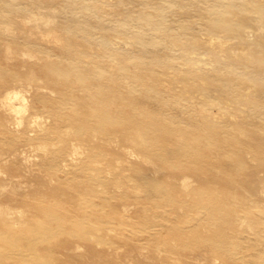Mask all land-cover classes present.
<instances>
[{"label": "bare ground", "instance_id": "bare-ground-1", "mask_svg": "<svg viewBox=\"0 0 264 264\" xmlns=\"http://www.w3.org/2000/svg\"><path fill=\"white\" fill-rule=\"evenodd\" d=\"M7 2L14 4L13 0H5L4 4L14 13L15 9ZM245 2L255 12L254 18H251L253 25L247 19L239 22L245 17L235 15L232 19L225 20L223 26H217L211 20V25L206 30V36L210 40L208 42L203 38L200 40L201 33L198 30L190 33L192 38H187L188 32L184 29L178 31L176 37L172 36L168 42L186 53L182 56L181 66L175 61L157 60L140 69L142 63L131 62L116 46V40H107V49L115 60H119L121 73L114 72L111 68L106 76L101 77L102 82H95L99 79L98 75L91 76L90 79L81 77L79 85L76 81L74 87L72 80H68V72L78 73L79 69L69 67L67 70L68 67L61 62L33 56L29 49L14 45L6 44L1 49L0 84H23L25 80L22 68L27 65V58L34 57L36 62L30 65V74L38 75L39 78L44 76L54 93L67 91L69 109L66 113L56 110V100L51 99L44 108L60 124H43L38 119H32L31 124H24L28 109L24 92L10 86L0 95V131L6 134L10 131L16 133L14 137L2 138L6 150L0 152V177L3 172L15 171L16 165L9 163L13 158L15 162L18 161L21 146L30 145L40 158L44 181L54 182L57 187H65L64 195L68 197L63 199L57 196V187L50 190L38 188L37 200L23 204L30 211V217L21 216L17 221L12 220L16 211L14 213L9 206H0V264H83L91 259L110 260L112 257L105 255V250L97 248L103 242L107 244V236L116 234L109 244L125 246L128 247L127 251L135 252L150 241L154 245L163 241V233L158 226L168 228L167 235L170 237L166 238L165 243L169 245L170 257L176 262L187 259L203 246L211 247L213 254L210 255H215V258L221 256L228 259L227 256L236 249L238 243L223 237L221 229L211 226L210 221L217 220L229 230L240 227L237 220L242 205L238 203L244 199V203L249 200L242 192L248 186L238 177L231 175V180L228 179V174H224L222 180L218 171L227 162L244 165L253 162L264 168V120H253L264 115V98L258 94L259 91L264 93V87L255 79L250 80L248 87L247 81L233 78L229 72L223 74L220 65L216 64L205 70L191 64L190 59L196 54L205 53L210 61L220 60L228 68L237 64L234 63V57L241 52L253 54L264 51V0H244ZM91 8H96L94 3ZM101 10L105 12L103 8ZM94 14L102 17L100 13ZM10 19L7 17L3 21L9 23ZM18 19L23 30L38 28L41 32H51L55 25L51 17L33 12L25 17L18 16ZM235 24H242L241 27L245 28L232 26ZM3 31L6 36H11L13 29L4 27ZM242 32L246 40L243 46L226 44L222 40L224 35L240 37ZM76 33L84 38L92 34L85 27ZM104 35L107 38L111 36ZM218 35L221 39L215 41ZM76 37L79 38L77 34ZM255 66L258 71L264 72L263 64ZM161 76L167 78L162 79ZM218 86L225 90L230 88L232 92H224L222 96L230 104L233 103V106L238 105L240 99L243 104H252L253 112L248 114H254L252 120L250 116L248 119L242 117L243 113H231L233 117L219 122L214 113L205 109L204 101L214 107L218 104L217 99L203 94L204 92L198 97L195 92L203 90L213 93ZM153 101L161 104L155 105ZM180 102L187 103L185 105L192 110L191 115L204 122L203 127L189 125L188 130L168 122L172 121L170 118L173 111L167 110V106L181 107L175 104ZM71 109L72 112L69 113ZM5 118H12L16 127L11 129ZM29 130H35L36 136H30ZM47 133L51 134L50 138ZM251 149L253 159L247 156ZM10 154L14 157L11 158ZM105 155L109 158L104 157ZM104 159L110 163L105 165ZM62 161L66 162L65 166L72 165V169L64 170ZM94 162L104 166L92 168ZM203 174L208 178L204 179L206 184L202 185L219 187L220 198L214 200V196L199 190L205 197L213 199H198L188 206L190 209L205 211L207 217L200 224L196 221L190 229H185L176 225L169 226V219L165 216L162 224H153V220L144 218L142 223L150 227L140 244L126 233L129 231L127 228L123 229L130 226L129 220L132 218H142L145 214L147 218L152 216L142 208H137V192L127 190L132 187V181L140 186L148 185L160 205L172 202L176 194L189 195L195 184H201L199 181ZM195 175H200L198 180L194 179ZM94 182L98 188H95ZM100 186L111 189L109 196L101 193L103 190ZM199 188L201 189V185ZM260 192L264 195V186ZM23 207H20L19 213L26 211ZM251 207L247 206L249 217L246 218H250L251 224L260 228L257 215ZM171 234L179 239L171 238ZM256 239L255 242L259 241ZM153 253L157 256L153 257ZM162 253V249L156 247L151 254H142L144 261H148L145 264H159Z\"/></svg>", "mask_w": 264, "mask_h": 264}, {"label": "rangeland", "instance_id": "rangeland-1", "mask_svg": "<svg viewBox=\"0 0 264 264\" xmlns=\"http://www.w3.org/2000/svg\"><path fill=\"white\" fill-rule=\"evenodd\" d=\"M4 1L0 0V52L6 44H10L17 48L29 49L28 51H30L33 56H40L45 59L48 57L50 59L49 61L61 62L68 67L67 70H69V67L73 69L77 68L80 72H68V80H72L74 87L76 86V81H78L79 85V78L81 77L90 79L91 76L98 75L99 79L95 80V82H102L101 77L106 76L111 68L114 72L120 71L121 73L119 60H115L107 49L106 41L109 39L113 41L116 40V46L122 50V53L129 57L128 59H130L131 62L142 63L140 69H144L147 63H156L157 60L175 61L181 66L183 63L182 56H185L186 53L179 49L178 46L168 42L172 36H177L178 31L184 29L188 32L186 33L187 38H192L190 33L194 30H198L201 33L200 40L203 38L208 42L210 40H208L206 36V34H208L206 30L211 25V20L214 21L215 25L223 26L225 20L232 19L233 16L238 15L239 17H245L243 20H239V22L246 21L247 19L251 20L250 25H253L251 18H254L255 15L254 10L249 4L246 2L244 3V0H100V2H93L92 0H13L14 4L11 2H7V4L10 6L12 5L11 8L15 9L14 13L6 7ZM67 1L71 3H67ZM87 3L92 6L94 3L96 8L92 10V6L88 7ZM99 5L102 6L105 12L101 10L102 8ZM31 12L51 17L56 25L52 26L53 31L49 32L43 30L41 32L38 28L23 30L18 16L25 17ZM94 12L102 14V17H96ZM7 17L13 20L10 19L9 23H5L3 20L7 19ZM241 25L242 24H235L232 26L240 29L245 28L241 27ZM4 27L13 29L11 36H6L4 34ZM83 27L91 31V36L86 38L79 37L80 34L76 32ZM76 34L79 38L76 37ZM104 34L108 36L110 34L111 38H107ZM243 36V32L240 34V37H231L229 34L224 35L222 40L226 44L230 43L240 47L246 42ZM183 39L186 40L185 37ZM220 39L218 35L215 41H219ZM77 40H79L78 43ZM57 49H61L64 52H59ZM61 56H63V58H61ZM234 58V63L237 64H233L228 68L225 64H222L220 60L210 61L208 55L205 53L196 54L195 57L190 59V62L205 70L211 69L216 64L220 65V67L222 66L220 71L223 74L229 72V74L233 75V78L247 81L248 87H250V80L254 79L260 86L264 87V72L258 71L257 66H255L257 64L264 65V51H257L253 54L250 52H248V54L241 52ZM27 59V65L22 68L24 72L23 80H25L23 84L10 83L6 85L1 83L0 95L10 86L21 89L24 92L26 95V104L28 105L24 117V124H31L32 119L41 120L44 122L43 124H55L56 122V124H58L59 122L56 117L49 114L44 108V105L49 103L51 99H54L56 100V106L54 108L66 113L69 109L67 91L61 93L52 92L48 80L45 79L44 76L39 78L38 75L34 76L30 74L29 67L36 62V58L30 57ZM110 65L113 67H110ZM161 78L167 77L161 76ZM41 86L42 89H39ZM257 91H259V87ZM79 92L81 93V91ZM202 92L208 96L212 95L217 99V106L210 107L205 101L203 102V106L205 109L214 113L218 117L217 120L219 122L226 121L233 117L231 113H243L241 115L242 117L248 119V116H250V120H252L254 114L248 115L253 112L251 110L253 108L251 107L253 106L252 104H243L240 99V103L233 106V103L230 104L225 100V97L222 96L224 92L231 93L232 91L230 88L225 90L221 86H218L213 93L198 90L195 94L198 96ZM242 92L244 93L245 91ZM53 93L54 95L50 98V95ZM164 94L167 95L166 93ZM258 94L264 98L263 92L259 91ZM16 102L18 101L16 100ZM153 103L155 105L161 104L157 101H153ZM175 104H179L181 107L172 106V108H170L169 105L167 106V110L173 111L170 118L172 121L169 120L168 122L172 125L184 127L185 129H188L189 125L192 127L204 126L203 121L191 115L192 110L186 107V102ZM71 112L72 109L69 113ZM261 116L264 115L261 114L253 120H264V117L262 118ZM212 118H214V116H212ZM5 121L9 124L11 129L16 127L12 118H5ZM28 134L30 136H36V131L29 130ZM14 136H16L15 132L10 131L6 134L0 131L1 153L4 152L3 150H6L4 149L6 147H4L5 144L2 142V138ZM47 136L50 138L51 134L47 133ZM20 149L17 162H15L13 158L14 155L10 154V157L13 159L9 164L16 165L14 167L16 168L15 171L13 173L3 172L0 177V206H9L14 213L16 211L14 214L15 217L12 219L13 221H17L21 216L25 218L30 217V211L26 210L23 204L35 200L38 197L36 189H43L44 187L50 190L57 187L54 182L47 183L44 181L42 169L40 167L41 161L38 155H36V151L31 148L30 145L26 146V144L23 145V147L21 146ZM248 151L250 153L247 156L253 159L252 149ZM104 157L109 158L107 155ZM104 162L105 165L106 163H110L106 159H104ZM61 163L64 170L72 169V165H64L66 163L65 161ZM74 163H76L75 160ZM101 166L104 165L96 162L91 165L92 168ZM218 173L222 176V180H224L223 175L228 174V179L231 180L232 176L238 177L243 182H246L248 186V188H243L242 192L248 196L249 200H246L247 202L244 203V199L238 203V205H242L238 211L237 220L239 225H241L240 227L229 230L224 225L218 223L217 220L210 221L211 226L215 225L221 229L223 237L238 243L236 249L234 248V251L227 256L228 259L221 256H219L218 259L215 258V255H212L213 251L211 247L203 246L195 253H191L190 257L187 259L176 262L170 257L168 252L170 251L168 248L169 245L165 243L166 238L170 237L167 235L169 230L166 227L162 228L158 226L163 233V241L161 243L154 245L152 241H150L145 247H140L141 250L131 252L127 251L128 247L109 244V241L116 235L114 234L105 238L107 244L103 242V244L97 247L101 251L105 250L104 254L112 257L110 260L100 259L95 261L91 259L89 262L85 261L83 264H145V262L148 261H144L142 254H151L152 249L156 247H159V249L163 251L161 260H158L159 264H264L262 260V258H264V221L261 220L264 219V195L260 192L264 186V168L258 167L256 164H253V162L248 165L238 162H227L221 165ZM195 176L194 179L198 180L197 177L200 175ZM207 178L208 176L203 174L199 181L201 184H195L191 188L189 195L178 196V194H176L172 202H164L160 205L157 204V198H155L153 193L148 189V185L140 186L137 185L135 181H132L130 183L132 187L126 189L137 192V208H142L152 216L147 218L145 214L142 218H132L129 220L130 226L123 227V229L127 228L129 231L126 233L129 236H133L135 240L137 239L136 242L138 241L140 244V241L142 242V239L145 237L144 235H146V230L150 227L142 223L144 218L153 220V224H162L163 217L165 216L169 219L167 223L169 226L176 225L184 227L185 229H190L191 225L196 221H199L200 224L202 220L207 217L205 211L190 209L188 206L194 204L198 199L205 198V200L213 201V199L218 200L220 198V194L218 193L220 190L219 187L210 188V186L202 185V183L206 184L204 179ZM200 185L201 189L199 188ZM64 188L63 186H58L56 188L58 191L57 196L68 199V197L64 195ZM95 188H98L96 183ZM99 188L103 190V192H101L102 194L109 196L110 188H102L101 186ZM199 190L206 191L208 195L214 196L212 197L213 199L205 197L202 191ZM249 205L252 206L251 210L257 215L256 218L260 222V228L251 224L252 221L250 218H246L249 217V212L247 211V206ZM20 207H23L26 211L19 213L18 210ZM203 233L205 234L206 232ZM171 238H176V236L172 237L171 234ZM176 239H179V237ZM255 239L260 242H255ZM82 250V253H84V249ZM210 253L212 254L210 255ZM152 256L156 257L157 255L153 253ZM195 256L200 258L196 259Z\"/></svg>", "mask_w": 264, "mask_h": 264}]
</instances>
